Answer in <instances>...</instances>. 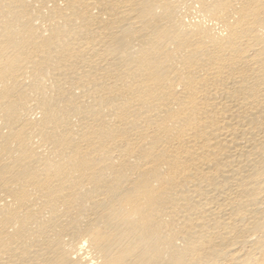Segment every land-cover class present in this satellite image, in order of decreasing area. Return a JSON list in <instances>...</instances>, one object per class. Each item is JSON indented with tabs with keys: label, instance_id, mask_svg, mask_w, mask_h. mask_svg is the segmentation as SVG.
<instances>
[{
	"label": "bare ground",
	"instance_id": "1",
	"mask_svg": "<svg viewBox=\"0 0 264 264\" xmlns=\"http://www.w3.org/2000/svg\"><path fill=\"white\" fill-rule=\"evenodd\" d=\"M0 264H264V0H0Z\"/></svg>",
	"mask_w": 264,
	"mask_h": 264
}]
</instances>
